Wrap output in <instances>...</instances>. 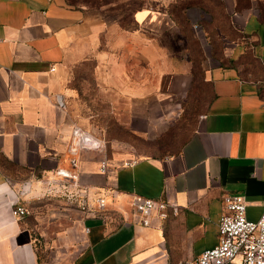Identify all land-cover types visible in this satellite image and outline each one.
<instances>
[{"label": "crops", "instance_id": "1", "mask_svg": "<svg viewBox=\"0 0 264 264\" xmlns=\"http://www.w3.org/2000/svg\"><path fill=\"white\" fill-rule=\"evenodd\" d=\"M131 2L125 24L0 0V264H179L218 245L227 196L261 218L264 0ZM76 129L99 149L74 152ZM136 195L169 207L147 226Z\"/></svg>", "mask_w": 264, "mask_h": 264}, {"label": "built area", "instance_id": "2", "mask_svg": "<svg viewBox=\"0 0 264 264\" xmlns=\"http://www.w3.org/2000/svg\"><path fill=\"white\" fill-rule=\"evenodd\" d=\"M2 40L0 39V42ZM77 138V148L74 150L99 149V146L80 129L74 131ZM107 168L103 162L102 169ZM62 179H70L71 175L66 171L59 172ZM61 189L67 183L61 181ZM65 190V189H64ZM63 192V191H62ZM65 195H67V191ZM82 211L87 212L86 200L78 197ZM226 212L220 217L218 223L219 243L212 249L204 251L194 260L179 264H264V212L259 221L248 220L247 204L242 196H227L224 200ZM100 207H105L104 200H100ZM133 208L143 217L144 224L149 225V219L154 214H163L169 205L164 201L145 198L136 195L132 201ZM28 214L25 207L15 206L13 215L24 217Z\"/></svg>", "mask_w": 264, "mask_h": 264}, {"label": "rangeland", "instance_id": "3", "mask_svg": "<svg viewBox=\"0 0 264 264\" xmlns=\"http://www.w3.org/2000/svg\"><path fill=\"white\" fill-rule=\"evenodd\" d=\"M67 1L70 4L75 5V6H86V7H91V8H104L107 10L109 15L115 16V17L118 15H123L124 13H125V15L128 16V12H129V10L125 9L126 8L125 5L119 4L120 0H67ZM165 6H167V5H158L157 8L166 9ZM122 12H123V14H121ZM209 32H211L210 29H209ZM85 118H87V120H88L89 119L88 115ZM180 141H177V142H180ZM174 148L175 147L144 148L143 151L149 152L152 155H156V154L164 155V154H169L173 150H176ZM56 187L57 188H55V190L53 192H48L46 194V198H47V195L48 196L53 195L55 197L58 195H61V196L64 195V191L61 189V187L58 185ZM25 209L27 210V208H25Z\"/></svg>", "mask_w": 264, "mask_h": 264}, {"label": "trees", "instance_id": "4", "mask_svg": "<svg viewBox=\"0 0 264 264\" xmlns=\"http://www.w3.org/2000/svg\"><path fill=\"white\" fill-rule=\"evenodd\" d=\"M123 5H125V4H123ZM125 6H126L125 9L129 10V12H128V16L125 15V13H124V23L125 24H131L132 12L138 6V3L131 2V3L126 4ZM121 14H123V12ZM171 14H172V16L175 19L177 24L184 26L187 23V21L185 19L180 18V15H177L174 12H171Z\"/></svg>", "mask_w": 264, "mask_h": 264}]
</instances>
